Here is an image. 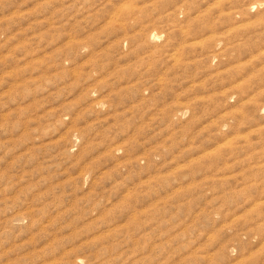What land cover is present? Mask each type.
<instances>
[{"label":"rangeland","instance_id":"374dc122","mask_svg":"<svg viewBox=\"0 0 264 264\" xmlns=\"http://www.w3.org/2000/svg\"><path fill=\"white\" fill-rule=\"evenodd\" d=\"M0 264H264V0H0Z\"/></svg>","mask_w":264,"mask_h":264}]
</instances>
